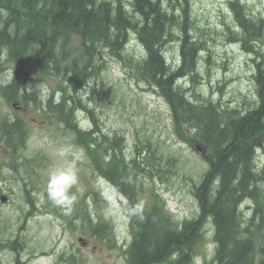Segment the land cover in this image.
<instances>
[{
	"label": "trees",
	"instance_id": "1",
	"mask_svg": "<svg viewBox=\"0 0 264 264\" xmlns=\"http://www.w3.org/2000/svg\"><path fill=\"white\" fill-rule=\"evenodd\" d=\"M166 1L129 0V10L123 0H0V68L3 50L7 60L17 66L3 94L9 101L24 98L21 78L26 66L41 79L61 77L66 83L63 96L49 108L78 134L70 93L79 92L97 78L93 65L102 58L103 50L123 64L133 65L135 78L157 88L169 104L179 138L203 143L210 158L201 184L195 185L200 204L196 220L185 221L180 228L155 193L151 195V211L133 207L139 230L130 249V264H191L210 217L216 227L218 264H264V165L253 163L255 147L264 146V67L259 64L256 75L257 106L247 103L251 107L222 110L219 104L201 101L196 92L189 95L190 89L177 81L188 77L199 83L203 46L193 35L189 0ZM236 2L231 6L241 28L237 40L245 49L255 51L251 43L260 38L262 22L250 19ZM132 32L147 51L137 60L126 52ZM72 36L80 38L79 49L72 46ZM176 40L181 43V62L174 67L164 51ZM90 117L94 128L79 131L77 143L89 153L99 174L113 182L131 204L137 203L143 183L135 179L134 172H159L154 156L140 161L138 152L139 157L127 161L121 144L124 138L117 135H103L108 143V149L104 148L100 131L95 134L99 130L97 118L92 112ZM27 137L22 120L6 118L2 123L0 139L15 153L26 147ZM103 154L109 156L106 163ZM18 167L16 161L11 169ZM246 202L253 205L248 216L242 209ZM16 244L12 249L16 250Z\"/></svg>",
	"mask_w": 264,
	"mask_h": 264
},
{
	"label": "rangeland",
	"instance_id": "2",
	"mask_svg": "<svg viewBox=\"0 0 264 264\" xmlns=\"http://www.w3.org/2000/svg\"><path fill=\"white\" fill-rule=\"evenodd\" d=\"M241 2L253 17H264V0ZM192 20L193 33L203 43L200 82L195 86L190 80H181L180 83L199 93L202 99L221 102L223 108L239 105L241 109H245L249 105H245L244 101L257 105L260 102V95L257 93V80L255 82L254 79L256 73V66L252 60L254 56H248L243 50L242 43L236 41L237 35L230 33L238 32L239 28L230 9L229 0H192ZM256 49L259 51L261 49L264 53L263 46ZM126 52L136 56L144 53V47L137 34H131ZM165 53L170 64L179 63L180 42L172 43ZM104 55L107 67L102 76L107 87L106 94L103 95V107H99L102 92L97 93L93 88L94 97L88 96L90 93L87 94V89L81 96L85 108L96 112L102 121L104 133L117 130L125 135L128 154L132 153L137 136L145 141L152 140L154 145H158L163 158L175 157L176 173L155 183L146 178L144 183L149 187L155 185L177 219L184 220L196 216L199 206L192 192L191 178L196 179L207 168L206 161L188 144L177 139L171 112L165 101L152 90H147L144 84L138 83L128 67L111 58L106 52ZM42 84L45 85L47 92L40 98L46 100L56 90L59 81L53 78L39 82L30 79L28 81L30 92L39 97L37 86ZM0 104L5 108L1 99ZM5 109L14 113L10 108ZM19 113L27 119L32 135L24 156L31 159L29 162L31 167L39 169L38 176H31L35 187L31 193L36 198V210L24 223L25 213L31 209L26 202L24 191V183L28 182L29 176L25 174L21 177L9 168L2 167L0 189L2 195H6L9 201L0 204V241L13 240L16 236H21L28 245L21 255V262L26 264H56L59 255L64 252L78 253L81 261L85 259V264H126L120 249L103 245L100 239L91 237L87 230L66 229L67 222L57 218L47 209L53 204L47 192L49 174L54 169H66L71 166L75 172V180L68 188L67 194L70 197L75 196L77 202L86 200L85 203L89 204L91 214L95 218L98 215V218L107 219L110 225L115 226L117 234L131 237L129 215L120 203L122 196L111 184L97 181L88 167L78 170L75 168L73 160L82 158L77 154L73 155L76 149L72 142L73 136L61 126L47 105L36 109L34 102H31L27 110ZM80 116L85 117L87 121L86 114L81 113ZM8 156L9 153L5 152L0 144V162L6 164ZM253 163L261 167L264 164V155L260 156V153L254 155ZM25 168L27 167H23ZM198 182H201V177ZM96 186L100 189L93 188ZM92 189L101 192L106 204L97 206L93 203V197L89 194ZM252 206L251 202H246L242 209L249 213ZM68 213L73 216V211ZM213 236L214 230L210 227L206 234L208 243L205 246L200 245V255L195 264H204V253L212 256ZM81 237L89 241L87 246L78 241ZM0 264H16L14 253L8 250L0 251Z\"/></svg>",
	"mask_w": 264,
	"mask_h": 264
},
{
	"label": "clouds",
	"instance_id": "3",
	"mask_svg": "<svg viewBox=\"0 0 264 264\" xmlns=\"http://www.w3.org/2000/svg\"><path fill=\"white\" fill-rule=\"evenodd\" d=\"M39 98L47 92L44 84L38 85ZM75 180V172L70 166L66 169L52 170L49 174L47 192L49 199L54 204H71L75 200V196L67 194L68 188L71 187L72 182ZM251 213H245L246 216Z\"/></svg>",
	"mask_w": 264,
	"mask_h": 264
},
{
	"label": "bare ground",
	"instance_id": "4",
	"mask_svg": "<svg viewBox=\"0 0 264 264\" xmlns=\"http://www.w3.org/2000/svg\"><path fill=\"white\" fill-rule=\"evenodd\" d=\"M181 110V109H180ZM260 147V146H259ZM264 165V164H263ZM263 165H261V167L263 166Z\"/></svg>",
	"mask_w": 264,
	"mask_h": 264
}]
</instances>
